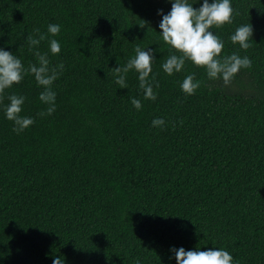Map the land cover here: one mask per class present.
<instances>
[{"label": "trees", "instance_id": "obj_1", "mask_svg": "<svg viewBox=\"0 0 264 264\" xmlns=\"http://www.w3.org/2000/svg\"><path fill=\"white\" fill-rule=\"evenodd\" d=\"M230 3L232 21L210 30L221 56L252 66L225 85L190 60L164 72L175 50L158 10L168 14L171 0H0V49L27 68L36 63L27 36L39 28L61 51L48 40L38 50L64 65L50 116H37L47 105L32 74L0 93V264H177L173 247L264 264V0ZM49 24L60 33L48 34ZM243 24L253 26L247 50L230 40ZM137 46L155 55V101L135 70L128 88L113 80ZM189 74L201 81L191 95L180 88ZM12 94L26 98L20 115L35 119L19 134L4 112Z\"/></svg>", "mask_w": 264, "mask_h": 264}, {"label": "clouds", "instance_id": "obj_2", "mask_svg": "<svg viewBox=\"0 0 264 264\" xmlns=\"http://www.w3.org/2000/svg\"><path fill=\"white\" fill-rule=\"evenodd\" d=\"M172 8L168 14L163 10H158V15L163 18L159 24L163 41L170 46L169 56L164 60L161 67L168 75L174 72H180L186 61H192L195 65L206 69L209 79L222 78L225 85H228L241 68H250L252 61L249 57H241L238 53L221 56L224 47L223 41L210 29L213 26H222L230 23L233 17V7L230 0H203L200 8H194L188 0H171ZM141 28L145 24H140ZM61 26L58 24H49L48 34L56 36L60 33ZM36 35L29 34L27 43L29 50L34 51L36 63H30L27 68L22 61L9 51L0 49V93L5 89L18 84L25 75L32 74L43 90L39 94V99L47 105L46 110L37 113L39 117L50 116L56 111V93L52 89L53 82L58 78L64 69L63 63L51 65L48 53H42L38 50L41 41L48 40L49 50L52 54H58L61 51V45L56 39H48V35L41 33L39 28L34 30ZM253 36V26L243 24L236 28L234 34L230 36L233 44H239L240 48L247 50L251 45ZM135 56L127 61L125 65L112 68L114 83L120 88H128L126 83L127 74L131 70L138 73L139 88L143 92L145 100L155 101L157 94L154 92V86L159 87L155 76L149 79L152 73V63L155 60L154 52L149 49L145 51L141 47L135 48ZM176 53H179L177 55ZM201 81L195 79L194 74H189L180 84V88L185 94L191 95L199 89ZM3 97H0L2 101ZM9 103L4 105L6 118L14 122L13 131L17 134L23 132L29 126L35 123L33 117L20 115L25 97L12 94L7 97ZM132 105L141 109L142 104L136 97H131ZM154 127H163L165 121L157 118L152 122ZM175 254L177 264H233L232 255L222 249H209L207 251H186L183 247L179 249L172 248ZM53 264H64L61 257L53 260Z\"/></svg>", "mask_w": 264, "mask_h": 264}]
</instances>
